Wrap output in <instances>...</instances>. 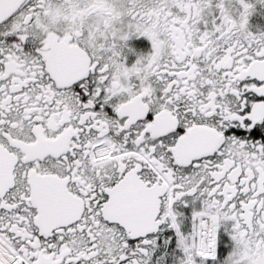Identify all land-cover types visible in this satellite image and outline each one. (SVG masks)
Instances as JSON below:
<instances>
[{
	"label": "snow or ice",
	"instance_id": "1",
	"mask_svg": "<svg viewBox=\"0 0 264 264\" xmlns=\"http://www.w3.org/2000/svg\"><path fill=\"white\" fill-rule=\"evenodd\" d=\"M0 264H264V0H0Z\"/></svg>",
	"mask_w": 264,
	"mask_h": 264
},
{
	"label": "flooded vegetation",
	"instance_id": "2",
	"mask_svg": "<svg viewBox=\"0 0 264 264\" xmlns=\"http://www.w3.org/2000/svg\"><path fill=\"white\" fill-rule=\"evenodd\" d=\"M257 20H258V18H257ZM257 21L256 20H254V23H256Z\"/></svg>",
	"mask_w": 264,
	"mask_h": 264
}]
</instances>
